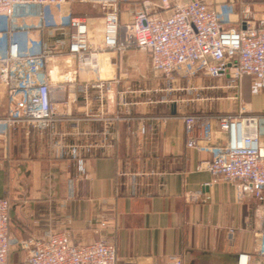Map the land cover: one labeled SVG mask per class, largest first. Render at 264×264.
I'll use <instances>...</instances> for the list:
<instances>
[{"label": "crops", "instance_id": "1", "mask_svg": "<svg viewBox=\"0 0 264 264\" xmlns=\"http://www.w3.org/2000/svg\"><path fill=\"white\" fill-rule=\"evenodd\" d=\"M145 1L161 5L160 0H120L121 23L133 22ZM206 1L232 5L226 28L244 29L246 11L255 21L264 18V0ZM171 2L175 7L189 0ZM68 12L86 18L91 30L92 20L77 15L73 1ZM171 13L161 11L162 16ZM3 26L0 16V30ZM41 38L43 48H57L48 63L69 54L70 29H44ZM90 39L97 68L76 63L69 69L63 63L67 73L77 70L76 94L70 93L77 100L54 105L56 128L22 122L0 139V198L11 202L8 264L26 263L28 252L19 240H46L64 232L74 246L114 243L117 264L175 259L239 264L241 255L249 256V264H264L256 201L240 198L234 185L214 182L209 172L199 170L212 156L188 147L185 124L187 116L210 118L212 144L226 143L218 119L238 116L242 109L244 116L260 119L264 147V90L251 76L232 89L228 77L210 78L188 67L179 69L170 84L153 71L148 54L103 48V22ZM7 46L0 37V58ZM99 82L108 88L101 101L93 87ZM7 115L8 90L0 84V120ZM193 136L204 145L199 125Z\"/></svg>", "mask_w": 264, "mask_h": 264}, {"label": "built area", "instance_id": "2", "mask_svg": "<svg viewBox=\"0 0 264 264\" xmlns=\"http://www.w3.org/2000/svg\"><path fill=\"white\" fill-rule=\"evenodd\" d=\"M80 2L102 6L103 48L119 53L135 48L148 54L153 71L170 84L174 83L179 69L188 67L210 78L228 77L232 89H239L242 79L251 76L257 89L264 90V18L255 21L246 11L244 29L226 28L225 21L229 22L233 13L230 4L218 6L206 0H189L173 7L171 0H160L161 5H154L159 11L145 1L135 12L133 22L123 24L120 0ZM71 3L70 0H0V16L4 21L0 37L8 43L6 56L0 58V84L8 90V115L0 120V139L22 122L55 129L56 97H60L58 101L67 97L70 103L77 100L70 97V93L76 94L77 70H70L65 80L53 82L48 61L57 48H43L44 29H70L69 54L64 56L69 69L76 63L80 67L97 68L96 55L89 53V23L86 18L68 12ZM161 11L172 13L162 16ZM93 87L100 92V101L103 100L108 89L105 83ZM87 92L85 88L84 93ZM218 122L228 140L214 145L211 119L187 116L188 147L212 156L211 160L200 163L199 170L209 172L214 182H228L237 188L240 198L251 197L256 201L264 236V147L260 119L246 117L239 109L238 116L220 118ZM198 125L204 145L193 136ZM10 210V200L0 198V264H8L13 242L9 232ZM18 244L28 252L25 264H117L118 259L114 243L96 241L74 246L65 232L52 233L46 240L34 237L19 240ZM168 264L183 262L175 259ZM239 264H249V256L241 255Z\"/></svg>", "mask_w": 264, "mask_h": 264}, {"label": "rangeland", "instance_id": "3", "mask_svg": "<svg viewBox=\"0 0 264 264\" xmlns=\"http://www.w3.org/2000/svg\"><path fill=\"white\" fill-rule=\"evenodd\" d=\"M70 1L74 2V8L76 10L77 15H84L86 17H89L92 20L93 27L90 30V38L93 36V34L97 35L98 30L99 31L101 30V24L103 22L104 14H105V12L102 10V6L100 5V3L90 2V3L80 4L79 3L80 0H70ZM142 53H144V52H142ZM63 63H65L64 58L61 61L52 59V61L50 63H48L50 70H52L54 67L58 68V71L60 73L59 80H65V78H66L65 76L67 75V71H65V68H63ZM59 98L60 97H56V101H55L54 105H58L59 103H62L64 105L71 104L69 102V100L67 99V97L65 100L66 102L58 101ZM234 115L235 114H232V116H234Z\"/></svg>", "mask_w": 264, "mask_h": 264}, {"label": "bare ground", "instance_id": "4", "mask_svg": "<svg viewBox=\"0 0 264 264\" xmlns=\"http://www.w3.org/2000/svg\"><path fill=\"white\" fill-rule=\"evenodd\" d=\"M92 38V37H91ZM91 40V39H90ZM90 47H91V45H90ZM59 71H58V68H56V67H54L53 69H52V71L50 72L51 73V77H52V79H53V82L54 81H58L57 79H59V77H58V73ZM164 78V77H163Z\"/></svg>", "mask_w": 264, "mask_h": 264}]
</instances>
